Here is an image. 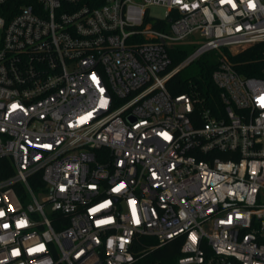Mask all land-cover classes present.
I'll list each match as a JSON object with an SVG mask.
<instances>
[{"label": "built area", "instance_id": "obj_1", "mask_svg": "<svg viewBox=\"0 0 264 264\" xmlns=\"http://www.w3.org/2000/svg\"><path fill=\"white\" fill-rule=\"evenodd\" d=\"M258 42L264 0H0V264H264V76L166 85Z\"/></svg>", "mask_w": 264, "mask_h": 264}, {"label": "trees", "instance_id": "obj_2", "mask_svg": "<svg viewBox=\"0 0 264 264\" xmlns=\"http://www.w3.org/2000/svg\"><path fill=\"white\" fill-rule=\"evenodd\" d=\"M188 54L187 50L171 48L169 55L172 65H175ZM205 58H198L195 61L197 65L193 73L187 77L180 75V71L175 73L166 82L167 89L172 95L188 93L199 98L200 106L203 108H214L221 105L219 98V89L211 79V73L216 67L219 57L223 54L227 56L235 70L245 76L263 77L264 67V42L255 43L233 54L223 48L211 51ZM202 57V56H201ZM176 250L168 251L165 254H171Z\"/></svg>", "mask_w": 264, "mask_h": 264}, {"label": "rangeland", "instance_id": "obj_3", "mask_svg": "<svg viewBox=\"0 0 264 264\" xmlns=\"http://www.w3.org/2000/svg\"><path fill=\"white\" fill-rule=\"evenodd\" d=\"M149 13L153 17H158V18L160 17L161 18L164 16L165 8L160 7V6H152L149 8ZM193 37L194 36H190V38L188 40L175 42L173 44V47L182 48V49L187 50L188 52H191L192 50H194L195 46H197L202 41V39H199V38L193 39ZM191 40H193V44H192ZM207 55L208 54H203L202 57L200 56V58L203 59ZM196 65H197L196 61L190 63L188 66H186L180 70V75L183 77L189 76L195 70Z\"/></svg>", "mask_w": 264, "mask_h": 264}]
</instances>
